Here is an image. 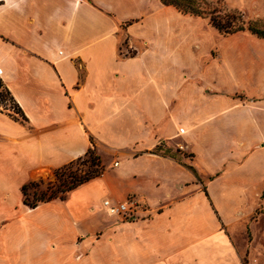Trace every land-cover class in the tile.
Segmentation results:
<instances>
[{"label":"crops","instance_id":"1","mask_svg":"<svg viewBox=\"0 0 264 264\" xmlns=\"http://www.w3.org/2000/svg\"><path fill=\"white\" fill-rule=\"evenodd\" d=\"M199 18L159 0H0V78L21 110H0V264H246L247 250L264 264V39H215ZM91 147L118 165L24 204L25 183ZM93 182L151 214H86L68 198ZM45 205L62 213L29 216Z\"/></svg>","mask_w":264,"mask_h":264},{"label":"rangeland","instance_id":"2","mask_svg":"<svg viewBox=\"0 0 264 264\" xmlns=\"http://www.w3.org/2000/svg\"><path fill=\"white\" fill-rule=\"evenodd\" d=\"M159 1L162 2L161 0ZM195 1L197 2V5L200 11H202V15H197V16L202 17V18H199V21L213 29L215 39H223V38H227L228 36L223 35L225 33L220 32L212 24L211 19H214L215 23L226 24L229 20H232L233 18L235 19V22L237 24H243L245 28L244 30L240 31L242 32V34H239L236 36H229L228 38L230 39L241 38L242 35L246 39L261 38V37H258L256 33H252L248 29V27L252 25L256 27L257 30L264 31V0H195ZM153 7L154 6L150 2V9H152ZM120 38L122 41H124L125 39L122 30L120 31ZM214 52L216 54L217 49H215ZM156 150L162 154L179 157L178 156L179 154L178 151L180 150L179 148L175 149L174 147H168V146L166 147L164 145H159V147ZM118 160H119L118 158L114 157L113 159L104 161V163L102 162L105 167V171L109 168L116 167L115 162ZM35 181L38 182V186H35L28 190L30 200H33L34 193H36L37 197H39L38 195L40 194V192L42 190L47 189L49 185L53 183H56V186L58 185V178L55 174V171L53 173L45 174L44 176H41L35 179ZM103 196H104V192L102 188L100 187L99 183L93 182V183H89L81 187V189L78 190L75 194H73L70 198H68V200L75 202L78 199H86L88 203H79V204L85 205L84 208H85L86 214L96 215L100 213L102 210L100 202L103 201L102 200ZM62 210L63 209L61 208L60 209L54 208V207L52 208L51 205H45L41 207L39 210L33 212L32 214H29V216L39 217V216H44L49 212L50 213L52 212L62 213ZM77 214H78V211H77ZM109 220L118 221L119 219L116 217H110ZM101 234L102 232H98L97 236ZM242 252H243V255L245 254L244 260L246 264H248L249 250H247L245 253L244 251Z\"/></svg>","mask_w":264,"mask_h":264},{"label":"trees","instance_id":"3","mask_svg":"<svg viewBox=\"0 0 264 264\" xmlns=\"http://www.w3.org/2000/svg\"><path fill=\"white\" fill-rule=\"evenodd\" d=\"M163 4L173 5L183 13H189L193 15H202L197 2L195 0H161ZM212 24L220 31L225 34H231L244 30L243 24H237L235 19L229 20L226 24L215 23L214 19H211ZM248 29L252 33H256L258 37L264 38V31L257 30L256 27L250 25ZM6 90L1 93L3 97H12L9 90ZM14 100V99H13ZM16 103V102H15ZM16 109L20 112L21 110L18 104L16 103ZM13 116V115H12ZM18 118L16 116H13ZM93 142V141H92ZM195 173V169L190 167ZM105 172V167L102 163L101 158L95 153L93 147L89 148L86 154L82 157H79L76 160L70 161L67 164L59 167L55 170V174L58 178V185L53 183L47 187V189L42 190L37 197V194L34 193L33 200L29 199L28 190L38 186V182L35 180L29 181L22 186L23 201L24 204L30 208L37 207L41 202L50 201L52 199H64L66 194L73 190L74 188L84 184L85 182L101 176ZM41 182V180H40ZM56 186V187H55ZM55 187V188H53Z\"/></svg>","mask_w":264,"mask_h":264},{"label":"built area","instance_id":"4","mask_svg":"<svg viewBox=\"0 0 264 264\" xmlns=\"http://www.w3.org/2000/svg\"><path fill=\"white\" fill-rule=\"evenodd\" d=\"M5 85L0 78V110L9 113L10 115L21 118L20 112L16 109V103L11 97H3ZM118 165V161L115 162ZM102 211L109 217H116L119 220H136L142 217H147L151 214V207L148 203L140 200L135 195H129L122 201H114L110 198H105L102 201Z\"/></svg>","mask_w":264,"mask_h":264}]
</instances>
